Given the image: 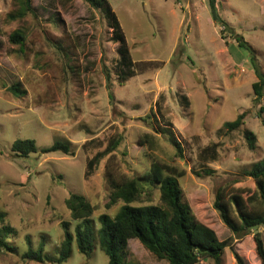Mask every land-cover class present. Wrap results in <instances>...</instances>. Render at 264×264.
I'll return each mask as SVG.
<instances>
[{
  "label": "rangeland",
  "instance_id": "374dc122",
  "mask_svg": "<svg viewBox=\"0 0 264 264\" xmlns=\"http://www.w3.org/2000/svg\"><path fill=\"white\" fill-rule=\"evenodd\" d=\"M123 31L135 73L117 79L118 44L98 11L82 0H31L22 17L17 0H0V210L17 230L8 241L13 251L0 253V264H52L23 260L20 255L44 239V251L56 256L62 240L61 221L75 222L63 201L68 193L86 196L92 219L114 214L121 201L107 207L108 189L103 157L84 178L87 159L112 139L114 169L139 174L156 157L177 166L182 199L219 239L231 236L212 206L214 192L226 178L249 169L264 155V125L256 115L251 84L257 80L250 57L264 73V0H218L221 17L251 46H239L228 31L222 33L209 14L207 0H106ZM21 30L20 48L8 35ZM108 73L112 98L105 75ZM19 82L24 93L8 87ZM182 96L185 97L182 98ZM263 105L264 95L259 101ZM245 111L244 126L256 135L249 149L238 130L217 132L223 122ZM170 123L180 142L182 158L161 133ZM154 136L150 141L143 134ZM17 138H32L37 150L15 156ZM93 138L94 142L83 147ZM69 141L72 155L40 153L55 141ZM216 143L218 157L204 160L202 148ZM100 145V147H96ZM95 146V148H94ZM204 168L211 170L205 175ZM196 172L200 175H196ZM158 193L138 203H158ZM264 225L226 247L220 264H261L252 238ZM129 256L138 264H168L151 254L135 238L128 240ZM62 264H107L98 245L86 257L72 244ZM197 264H216L212 259Z\"/></svg>",
  "mask_w": 264,
  "mask_h": 264
},
{
  "label": "trees",
  "instance_id": "16d2710c",
  "mask_svg": "<svg viewBox=\"0 0 264 264\" xmlns=\"http://www.w3.org/2000/svg\"><path fill=\"white\" fill-rule=\"evenodd\" d=\"M19 12L9 13V18L22 17L32 8L31 0H17ZM89 7L98 11L111 28V39L118 44L116 61L117 79L123 82L134 75V62L121 29V26L106 0H82ZM207 7L212 21L220 27L223 33L228 31L239 46L252 51L242 37L235 33L221 17L218 9V0H207ZM10 42L21 48L25 35L21 30H14L8 35ZM250 64L257 80L252 82L253 103L256 106V115L264 125L261 114L263 105L260 100L264 95V73L260 70L254 56L250 57ZM108 95L112 98L108 73L105 75ZM8 89L14 94L24 93L19 82L11 84ZM182 98L185 99L184 96ZM245 111L236 115L233 120L225 121L217 132L229 133L234 130L241 132L249 149L256 147V135L244 126ZM161 133L175 150V156L182 158L180 142L174 137L170 123H163L159 127ZM145 140L150 141L154 136L143 134ZM93 138L86 140L85 147L93 143ZM151 142V141H150ZM119 144L118 139L108 141L103 150H96L86 161L84 178L87 179L104 157L103 176L108 189V202L113 205L118 201L122 204L114 214L102 212L97 216L98 227L95 228L92 219L93 206L80 193L69 192L64 198V205L69 211L70 218L75 222L73 230L68 221H61L62 240L57 255L50 256L44 251V239L41 238L36 248L31 247V240L25 236L29 247L20 255L23 260L35 262H51L62 264L67 260L72 250V244L77 250L88 257L95 244L107 256V264H138L129 256L128 240L137 239L144 248L158 259H164L168 264H197L202 259H212L220 264L224 249L233 250V239H241L252 229L264 225V155L255 161L249 169L233 174L217 186L214 192L212 206L218 213L221 222L232 233L230 237L219 239L215 230L199 220L193 213L191 206L182 199V190L178 183L184 171L173 164L161 161L154 157L149 166L139 174L127 175L114 169L117 154L114 152ZM216 143L202 148L203 154L209 155L204 160L214 161L218 157ZM96 147H100L97 145ZM95 148V146H94ZM15 156L26 157L37 150L32 138H17L10 147ZM58 151L72 155L73 150L69 141H55L49 146L42 147L40 153ZM205 175L211 170L204 168ZM196 175H200L196 172ZM154 191L158 193V203H138L144 197L150 198ZM17 230L7 221L6 213L0 210V253L13 251L14 246L8 237L16 234ZM255 251L264 264V240L261 233L252 234ZM238 264H245L242 257L233 251Z\"/></svg>",
  "mask_w": 264,
  "mask_h": 264
}]
</instances>
